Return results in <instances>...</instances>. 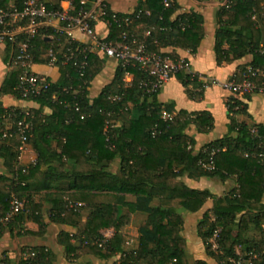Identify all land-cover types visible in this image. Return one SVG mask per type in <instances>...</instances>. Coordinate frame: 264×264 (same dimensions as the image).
I'll return each mask as SVG.
<instances>
[{
  "label": "trees",
  "instance_id": "obj_1",
  "mask_svg": "<svg viewBox=\"0 0 264 264\" xmlns=\"http://www.w3.org/2000/svg\"><path fill=\"white\" fill-rule=\"evenodd\" d=\"M25 1L17 0L14 6L22 9ZM42 1L49 12L63 11L57 5ZM95 1L74 0L70 14L90 11ZM163 1L145 0L146 9L140 7L132 15L114 13L103 3L107 14L101 20L110 28V34L102 40H119L126 33L130 39L143 42L149 51L173 59L180 57L165 53L164 49L174 47L196 53L205 37L204 18L195 12L174 18L179 5L174 0L170 8H165ZM217 1L224 3L218 14L220 27L216 34L218 64H232L252 56V63L241 67L234 77L242 79L248 68H252L259 72L258 78L252 81L264 85V0ZM6 2L0 3V9L11 8L4 6ZM128 18L133 22L130 27L125 24ZM92 25L95 28L96 24ZM140 25L144 30L138 33ZM54 35L52 29L40 30L31 40L29 51L35 64L49 63L50 50L58 53L59 81L48 79L51 85L47 91L24 98L25 87L20 81L23 70L15 68L0 88V98L13 95L40 106L28 112L0 106V159H5L7 167L13 169L19 158L21 136L16 126H13L12 138H2L7 119L30 123L27 146L37 156L35 164L14 169L11 176H0V241L6 230L12 233L17 225L29 220L42 229L25 234L44 235L42 208L35 204L31 192L53 190L49 198L53 210L51 221L78 231L75 242L67 233L59 235L58 244L64 248L70 263L88 255L103 260L121 255L120 264H190L182 237L183 213L197 214L212 200V213L206 212L198 225L208 257L218 264H234L232 261L241 256L246 259L257 256L252 264H264V125L249 127L237 122L236 116L246 113L244 103L232 98L227 105L230 133L235 135L195 152L196 142L186 132L194 126L200 134L210 133L214 128L211 114L182 111L174 121L165 122L162 113L173 114L174 106L159 103L162 90L148 92L145 87L148 76L139 65L123 67L118 63L113 82L92 99V83L108 58L100 52L87 53L88 45L70 44L65 36L50 39ZM6 47L11 59L12 53H17L16 45L7 43ZM70 47L78 49L75 61L88 57L83 76L73 63L61 64ZM128 73L132 76L129 83L126 82ZM175 77L190 99H202L207 89L197 76L179 71ZM76 107L80 113L75 112ZM44 109H50L52 114L44 115ZM136 112L141 115L134 119L132 114ZM82 115L86 118L81 119ZM213 152H216L214 169L210 170L205 166L210 163ZM116 164L118 169L113 171ZM184 176L194 180L235 181L237 186L228 196L219 198L209 191L189 188L180 180ZM128 195L134 197L133 202L128 200ZM16 198L26 201L25 210L4 225ZM137 212L147 219L139 230L137 248L126 251L123 232L130 215ZM85 213L90 215L86 222L83 221ZM108 228H114L115 235L106 240L100 231ZM217 230L220 231L219 249L214 251L210 241ZM251 232L259 234V240L251 241L248 238ZM238 248L242 249L241 254L237 253ZM55 261V254L44 247L23 249L18 261L7 253L0 256V264H55Z\"/></svg>",
  "mask_w": 264,
  "mask_h": 264
},
{
  "label": "crops",
  "instance_id": "obj_2",
  "mask_svg": "<svg viewBox=\"0 0 264 264\" xmlns=\"http://www.w3.org/2000/svg\"><path fill=\"white\" fill-rule=\"evenodd\" d=\"M7 1L4 6L13 7L17 0H0ZM109 5L110 10L114 13L123 15H132L140 7L146 9L145 0H102ZM180 9L176 12L174 18L186 14L195 12L204 18L205 37L201 46L196 53L184 51L180 48L169 47L164 49L165 53H175L180 58L186 59L190 62L192 70L198 75H202L209 79L216 80L218 82H226L234 78L235 74L241 67L248 66L252 63L253 57L246 56L240 60L235 61L232 64L219 65L217 62V56L215 53L216 46V34L220 27L219 17L221 8L224 3L217 0H175ZM45 3L59 6L65 12L72 11V2L70 0H45ZM54 26H59V23H55ZM144 30V26L140 25L137 28V32L141 33ZM95 33L100 39H105L110 34V28L103 21L100 20L95 25ZM75 40L84 45H92V41L89 37L82 34L79 31L74 32ZM53 39V36L50 37ZM10 56L7 53L6 44H0V88L4 85L5 81L10 77L11 68L9 67ZM118 63L115 60L108 59L101 74L93 81L90 89V97L92 99L97 98L102 90L110 85L117 71ZM33 72L46 77L52 82H57L61 78V73L58 67H52L48 63L35 64L33 66ZM235 98L242 101L246 107V113L236 116V120L239 124H245L249 127L257 125H264V94L255 93L248 97L234 96L228 91H225L220 86H214L207 89L200 101H194L190 99L185 91L183 84L174 77L165 87L162 89L158 96L159 103L163 105H173V114L176 116L184 111L189 114H197L202 112H208L214 119V128L208 134H200L194 126H191L187 130V135L193 138L196 142L195 152H200L207 144L214 141L221 140L227 136H234L230 133L231 119L228 113V102L230 99ZM0 106L4 109H19L22 111H30L39 109L40 106L32 101L19 100L13 95H7L0 98ZM44 115L52 114L50 109L43 110ZM140 113H133L132 118L136 119L140 116ZM37 156L34 149L28 145L25 151L19 155V158L14 163V168L10 169L6 165L5 159H0V176H11L14 169L27 168L30 165L36 163ZM118 169L117 164L113 166V171ZM189 188L199 191H209L212 195L219 198L228 196V194L236 188L235 181L222 182L215 179L201 178L194 180L188 176H184L180 179ZM55 191H43L40 193L31 192V197L42 208V217L44 220V235L42 236H30L26 235V232L38 233L41 231V227L38 223L29 220L17 225L14 231L8 229L4 232L2 240L0 241V256L7 253L13 260H19L22 256L23 249L40 248L44 247L50 249L56 256L55 264H120L122 256L118 255L111 260H103L94 255L82 256L77 261L70 263L67 260V255L62 246L58 244L59 235L61 233H67L72 237V242H75L74 236L77 234V229L68 225L56 224L51 221V215L53 214L52 205L49 198ZM130 202L134 201V197L128 195ZM22 202H26L23 200ZM264 202V201H263ZM213 201L208 200L203 210L197 214L183 213L184 227L182 237L186 242V255L190 264H195L198 261H206L209 264H218L212 258H209L206 253L205 245L199 236L198 225L206 212L212 213ZM124 214H127V209H124ZM89 214H83V221L86 222L89 218ZM147 217L142 213H133L130 215V222L125 227L123 236L125 240L126 251L134 250L138 246L140 228L145 224ZM8 222L4 221V225ZM100 235L106 240L112 239L115 235L114 228L103 229L100 231ZM248 238L252 240H259V234L250 233ZM237 253L241 254L242 249L238 248Z\"/></svg>",
  "mask_w": 264,
  "mask_h": 264
},
{
  "label": "built area",
  "instance_id": "obj_3",
  "mask_svg": "<svg viewBox=\"0 0 264 264\" xmlns=\"http://www.w3.org/2000/svg\"><path fill=\"white\" fill-rule=\"evenodd\" d=\"M70 1L73 2L74 0ZM173 2L174 0H164L163 5L165 8H170ZM103 3L102 0H96L93 9L90 11H82L75 16L65 11L56 13L49 12L42 0H26L22 9L16 6L10 9H0V44L12 43L16 45L17 53L15 55L14 52L12 53L9 67L11 70L15 68H22L23 70L20 81L22 86L25 87L23 91L24 98L40 95L42 92L47 91L51 85L46 77L38 75L32 70L35 63L29 51L30 43L42 29H52L56 34L53 36V39L57 35L65 36L70 44L77 42L74 37V32L79 31L92 41V45H88L89 47L86 49L87 53H103L108 59L121 63L123 67L139 65L140 69L147 73L148 80L145 83V87L148 88L149 93L161 91L179 71H185L188 75L197 76L199 81L204 84L205 89L220 86L232 95L241 97L255 93L264 94V85H258L252 81L259 76V72L254 71L252 68H248L247 74L242 79L234 77L229 81L221 83L194 73L190 62L186 59H173L168 55L149 51L143 42L133 37V39H130L126 33L119 40L104 41L100 39L96 35L92 23L96 24L106 16L107 13ZM56 22L59 23V26H54ZM125 24L126 27H130L133 22L128 18L125 20ZM149 35L150 32H147L146 36ZM20 37H24L25 40L20 41ZM77 52L78 49L74 50L70 47L64 54L61 64L68 65L73 63L83 76L88 66V57L85 56L80 62L75 61L78 57ZM59 63L58 53L50 50L48 64L52 67H58ZM131 80L132 76L128 73L126 82L129 83ZM75 112L80 113V108L76 107ZM85 118V115L81 116V119ZM175 118V114H170L167 111L162 113V119L165 122H172ZM14 125L17 128L16 132L21 136V145L19 148V155H21L27 147V133L30 131L31 125L24 120L15 123L11 119H7L5 122V131L2 136L3 139L14 136ZM252 133L255 134L256 131L253 130ZM215 154L216 152L212 153L210 163L205 166L207 169H214ZM78 206L82 205L78 204ZM24 210L25 203L17 198L14 199L12 201L11 212L4 221L9 222L15 215L20 214ZM219 233L220 231L217 230L210 241V245L214 251H218L219 249ZM256 258L257 256H252L246 259L241 256L238 260L232 262L234 264H252L253 259Z\"/></svg>",
  "mask_w": 264,
  "mask_h": 264
}]
</instances>
